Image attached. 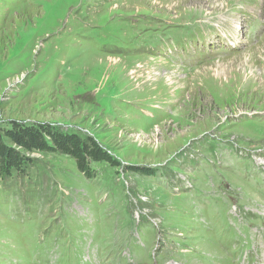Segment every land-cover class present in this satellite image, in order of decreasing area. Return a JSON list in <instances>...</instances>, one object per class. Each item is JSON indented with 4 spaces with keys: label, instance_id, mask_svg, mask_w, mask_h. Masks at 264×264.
Here are the masks:
<instances>
[{
    "label": "rangeland",
    "instance_id": "obj_1",
    "mask_svg": "<svg viewBox=\"0 0 264 264\" xmlns=\"http://www.w3.org/2000/svg\"><path fill=\"white\" fill-rule=\"evenodd\" d=\"M239 1L0 0L2 139L108 157L7 139L0 264H264V0Z\"/></svg>",
    "mask_w": 264,
    "mask_h": 264
},
{
    "label": "trees",
    "instance_id": "obj_2",
    "mask_svg": "<svg viewBox=\"0 0 264 264\" xmlns=\"http://www.w3.org/2000/svg\"><path fill=\"white\" fill-rule=\"evenodd\" d=\"M3 137L9 139L12 143H14L16 146L22 147L25 151H37L39 153L48 152V150L53 148L51 144L54 145V147H58L60 143H64L62 140L60 141H54L52 139H45L44 136L39 133V131H34L32 129H21L16 130L12 132H8L3 135ZM5 140V141H6ZM2 139V136L0 135V175H3L4 177L11 178L14 174L19 173V169L21 164L23 163V155L19 153L16 150L11 149L7 146L6 142ZM92 146H87L86 148H90L89 156H86L85 152L82 155V148L78 147L77 144H74L72 142L60 145L63 149L68 150L67 153L71 154L75 161L80 164L83 159H86L85 161L96 160L95 157L92 155H97L102 152L103 157L101 156L102 160H107V156L103 151H101L98 146L91 144ZM87 165V164H86ZM85 165V169L81 170L84 174H87L89 176V170ZM78 167V166H77ZM79 168V167H78Z\"/></svg>",
    "mask_w": 264,
    "mask_h": 264
},
{
    "label": "bare ground",
    "instance_id": "obj_3",
    "mask_svg": "<svg viewBox=\"0 0 264 264\" xmlns=\"http://www.w3.org/2000/svg\"><path fill=\"white\" fill-rule=\"evenodd\" d=\"M239 2H240V1H239ZM245 2H246V0H245ZM245 2H244V1H241V2H240V5H241V4H244ZM118 231H119V230H118ZM122 231H123V230H122ZM122 231H120V232L123 233ZM124 232H125V231H124ZM126 233H127V232H126ZM117 234H118V232H117ZM117 234H116V235H117ZM118 235H119V234H118ZM128 235H129V234H128ZM259 235H260V234H259ZM120 236H121V235H120ZM120 236H119V237H120ZM124 236H125V235H124ZM119 237H117V238H119ZM122 237H123V236H122ZM119 239H121V237H120ZM123 240H124V237H123ZM125 241H126V240H125ZM257 242H258V241H257ZM120 254H121V253H120ZM212 255H213V253H212ZM214 255H215V254H214ZM216 255H218V254H216ZM128 259H129V258H128ZM213 259H214V258H213ZM217 263H218V262H217Z\"/></svg>",
    "mask_w": 264,
    "mask_h": 264
}]
</instances>
